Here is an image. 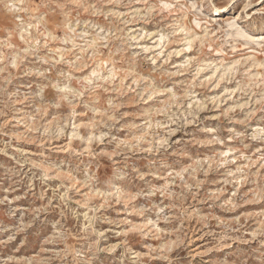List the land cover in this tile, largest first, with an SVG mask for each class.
<instances>
[{
    "label": "rangeland",
    "instance_id": "obj_1",
    "mask_svg": "<svg viewBox=\"0 0 264 264\" xmlns=\"http://www.w3.org/2000/svg\"><path fill=\"white\" fill-rule=\"evenodd\" d=\"M0 264H264V0H0Z\"/></svg>",
    "mask_w": 264,
    "mask_h": 264
},
{
    "label": "bare ground",
    "instance_id": "obj_2",
    "mask_svg": "<svg viewBox=\"0 0 264 264\" xmlns=\"http://www.w3.org/2000/svg\"><path fill=\"white\" fill-rule=\"evenodd\" d=\"M230 28V27H229ZM231 32V31H230ZM230 32H229V34H230ZM237 34V33H236ZM232 35V34H231ZM94 45V44H93Z\"/></svg>",
    "mask_w": 264,
    "mask_h": 264
}]
</instances>
